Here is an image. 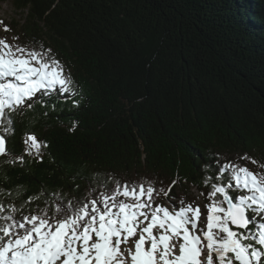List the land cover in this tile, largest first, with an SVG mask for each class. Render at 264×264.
Listing matches in <instances>:
<instances>
[{
    "label": "trees",
    "instance_id": "obj_1",
    "mask_svg": "<svg viewBox=\"0 0 264 264\" xmlns=\"http://www.w3.org/2000/svg\"><path fill=\"white\" fill-rule=\"evenodd\" d=\"M3 4L20 16L0 18L6 38L50 49L81 93L14 115L11 156L0 157L5 207L29 214L57 197H96L112 178L152 182L153 207L193 189L210 204L205 179L217 182L224 164L264 173V0ZM28 135L39 155L25 151Z\"/></svg>",
    "mask_w": 264,
    "mask_h": 264
},
{
    "label": "snow or ice",
    "instance_id": "obj_2",
    "mask_svg": "<svg viewBox=\"0 0 264 264\" xmlns=\"http://www.w3.org/2000/svg\"><path fill=\"white\" fill-rule=\"evenodd\" d=\"M65 94L81 95L50 49L0 39V157L11 156L5 133L14 131L15 114ZM24 143L28 155H39L34 136ZM17 160L24 157L5 162ZM215 180L205 179L211 203L199 234V207H153L158 192L147 180L122 185L112 178L115 187L105 182L96 197H57L29 214L0 203V264H264V173L226 163Z\"/></svg>",
    "mask_w": 264,
    "mask_h": 264
},
{
    "label": "rangeland",
    "instance_id": "obj_3",
    "mask_svg": "<svg viewBox=\"0 0 264 264\" xmlns=\"http://www.w3.org/2000/svg\"><path fill=\"white\" fill-rule=\"evenodd\" d=\"M14 17H16L17 19L20 18V16H18L17 12L14 10L12 4L1 5L0 7L1 19H4L7 23H12ZM0 39H5L7 43L13 44V41L10 38H6L4 31H2L1 28H0ZM201 198H202L201 194L196 189H193L192 192H190L186 197L180 200L176 196L171 197L170 200L166 202L165 206L163 207L168 208L170 211L173 209L174 206L176 209H178L181 206H188V205H190L193 208L199 207L201 213L199 221H197V232L199 234L200 229L206 230L207 214H208V207L203 203ZM181 201H183V204H181ZM134 239L135 238H132L133 241ZM130 246H132L131 243Z\"/></svg>",
    "mask_w": 264,
    "mask_h": 264
}]
</instances>
